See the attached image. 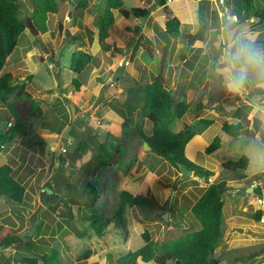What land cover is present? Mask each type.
<instances>
[{"label": "rangeland", "instance_id": "374dc122", "mask_svg": "<svg viewBox=\"0 0 264 264\" xmlns=\"http://www.w3.org/2000/svg\"><path fill=\"white\" fill-rule=\"evenodd\" d=\"M74 1H61L59 13L48 16V32L45 35H34L27 28L2 72L12 73L15 76L13 84L18 86L24 83V78L33 76L26 89L35 99L42 101L45 117L42 120L34 117L25 99L10 97L8 103H0V130L6 129L9 122L25 124L24 135L17 137L12 146L0 154V165H11L27 190L24 205L0 197V228H11L19 237L39 222L27 240L19 239L10 247H0V264H20L24 257L50 255L54 250L59 251V264H157L155 261L144 263L130 256L145 245L143 234L149 233L158 245H163L197 229L199 225L191 208L205 188L219 181L227 182L228 190L223 195V234L214 256L220 259V264H264V114L263 122L253 116L246 117V131L237 140L225 135L221 127L226 123L227 113L222 112L225 106L228 110L237 101L242 104L245 97L248 98V93L242 91L249 85L255 87L260 84L253 95L264 93V70H248L246 67L252 63L248 52L250 42L264 40V23H255L252 28L255 31L247 29L243 34L240 32L234 36L233 43L236 45H233L234 52L228 57L234 59L236 68L241 66L246 70L223 76L232 84L230 94L228 87L220 89L217 86L215 89L212 86L217 78L213 75L214 70L210 69L211 78L200 99H214L202 116L215 123L200 132L188 152L193 159L191 161L217 175L210 180L192 175L187 181L181 178L179 169L151 150H144L145 142L140 131L143 127L144 133L149 134L152 124L139 118V110L143 104L144 87L156 76H162L163 72L165 77L167 75L166 79L163 78L164 84L172 91L176 103L189 100L188 96L193 100L191 110L183 119L174 122L172 130L177 132L186 124H198L194 113L197 97L187 92L191 89L188 86V70L182 76L181 87L176 89L172 83L173 71L181 69L179 57L187 53L190 39L169 36V47L158 49L168 57L163 65L166 68L161 72L162 66L154 64L149 56L158 45L153 40L147 39L130 48L138 28L133 25L131 9L144 6L140 4L142 0H124V8L116 13L112 29V33L123 42L125 52L124 58L117 61L105 54L98 44L96 24L103 0H92L87 9L74 11L71 37L67 38L66 23ZM94 3L101 6L96 8ZM219 5L221 7L223 2L220 1ZM19 6L21 18L28 21L32 11L28 0H19ZM196 9L195 5L199 20V8ZM163 30L162 27L163 35H167ZM212 34L220 42L223 41V30L219 29L217 34L212 31ZM126 35L130 36L126 38ZM223 48V44L218 48L220 63L226 57ZM78 50L94 56L80 76L86 82L82 94L75 93L72 81L78 75L70 70L71 57ZM124 60H127V67L123 66ZM142 64L145 71H142ZM129 65L141 75L128 71ZM224 65H220L221 68ZM190 66L191 63L185 64L184 68ZM201 69L204 70V65ZM205 77V73H198L194 81L201 84ZM233 80L237 83L234 84ZM220 101L223 103L215 106ZM263 102L260 103L264 105ZM72 106L75 107V115ZM213 109L217 115L211 113ZM63 110L68 115L66 118L62 116ZM126 119L130 122L123 127L122 120ZM69 129L71 136L70 132L67 136ZM52 130L61 132L53 135ZM88 131L93 138L89 137ZM119 132L121 136L114 138ZM217 136L222 138L221 149L207 155L205 148ZM80 139L88 143V151H70L75 141L76 147L81 143ZM100 144L112 150L111 164L102 177V189L96 196L88 197L83 191L87 182L99 174L93 157ZM243 155L250 160L247 170L233 172L223 169L224 163ZM175 183H178L176 190L173 189ZM47 186L53 187L56 193L44 195ZM249 188L254 190L249 191ZM122 191L151 199L153 208L125 207L120 211L119 194ZM45 198L52 200L45 204ZM94 212L101 222L114 220L103 237H99L90 226ZM118 212L122 214L119 227L115 224ZM126 257L128 259L123 262ZM38 264L44 263L40 261ZM168 264L174 263L170 261Z\"/></svg>", "mask_w": 264, "mask_h": 264}, {"label": "trees", "instance_id": "16d2710c", "mask_svg": "<svg viewBox=\"0 0 264 264\" xmlns=\"http://www.w3.org/2000/svg\"><path fill=\"white\" fill-rule=\"evenodd\" d=\"M63 0H28L31 6V14L29 20H23L20 16L19 0H0V103H8L10 97L14 99H25L30 105V109L34 117L42 120L45 117V112L42 109V101L35 99L26 89L27 83H31L33 76L24 78L23 84L14 85L15 76L12 73L2 74L9 58L16 50L21 37L25 34L30 21L34 28L45 35L48 32V16L56 15L60 10V2ZM92 0H75L76 9L85 10L91 6ZM100 16L96 27L98 29V44L102 51L121 61L124 58L123 44L119 38L112 33L115 26V12L124 8V0H103ZM167 4L166 0H162L159 6ZM96 8L101 6L100 3L93 4ZM131 13L134 18L144 20L149 17V9L133 8ZM200 19L203 16L199 11ZM231 15H237L239 23H243L250 18H255L257 21L264 23V0H234V8L230 11ZM216 17L217 12H215ZM74 23V13H73ZM180 20L177 17H169L164 22V31L169 36H176L180 31ZM221 29V27H220ZM232 29V28H230ZM166 35V36H167ZM204 32L202 28L193 36L194 42L203 41ZM192 37V36H191ZM137 46V45H136ZM249 55L251 53L264 54V40L252 41L248 48ZM251 56V55H250ZM94 60V56L83 51H76L70 62V70L77 74L78 77L72 81V86L76 94H82L86 88V82L80 76L87 70L88 66ZM248 70H264V57L261 65L250 63L246 65ZM241 68V67H238ZM143 104L139 110V118L144 121H149L152 124V129L149 134L144 133L143 127L140 131L143 142L148 143L151 151L158 157L170 163L176 169L179 166L193 172L195 176L205 178L207 180L216 177L214 171L191 161L189 157V149L202 130H206L214 124V120L201 118L206 106L199 100L194 108V113L199 118L198 124L185 125L180 132H174L172 125L175 121L185 117L191 110V103L186 100L175 102L174 95L164 84L162 76H157L151 82L146 84L142 93ZM248 101L252 102L248 96ZM251 109L252 106H249ZM63 118L68 115L65 110L62 114ZM130 120H122V126L126 127ZM245 120L231 124L226 122L222 127V132L232 139H239L246 131ZM25 124L17 122L13 127H5L0 130V154L5 152L12 146V143L17 137L24 135ZM62 130V129H61ZM60 130V132H61ZM52 133L59 134L57 130H52ZM70 132V136H71ZM91 137V131H88ZM120 132L114 135V138H119ZM93 138V137H91ZM222 147V138L215 137L212 143L205 148L207 155H212ZM89 145L86 141L81 142L74 152L85 153L88 151ZM68 153V152H67ZM112 150L105 144H100L93 157V161L99 168V174L89 180L84 188V195L94 197L102 189L101 180L104 174L110 167ZM250 160L243 155L234 161H227L223 164V169L228 171L247 170ZM189 181V179H186ZM64 185V184H63ZM178 183H175L173 189L176 190ZM49 190L56 193L53 187L47 186L44 195H49ZM228 190V184L224 181L212 182L205 188L191 208V213L198 222L199 227L190 233H186L179 238L172 239L158 245L149 233L145 232L143 238L145 245L135 252L131 253L134 260L141 259L144 263L155 261L157 264H168L173 261L174 264H220V259L214 256L215 250L219 245L222 237V219L224 212L223 195ZM64 190L62 191V193ZM260 193V192H259ZM27 190L23 182L16 176L15 169L9 165H0V197L15 204L25 203ZM54 196V194H53ZM120 206L123 208H141L143 210L153 208L154 202L141 195H132L130 192L122 191L119 194ZM52 199L47 198V202ZM121 212L116 216L115 224L119 227L122 219ZM260 213L257 218L259 219ZM114 220H106L101 222L96 212L90 219V226L95 230L99 237H103L107 229L112 225ZM86 236V235H84ZM14 231L11 228H0V247H10L18 240ZM125 262L128 257L124 258ZM42 261L44 264H59V251L54 250L50 255L22 258L20 264H38ZM13 264V263H11Z\"/></svg>", "mask_w": 264, "mask_h": 264}, {"label": "crops", "instance_id": "0c3cea01", "mask_svg": "<svg viewBox=\"0 0 264 264\" xmlns=\"http://www.w3.org/2000/svg\"><path fill=\"white\" fill-rule=\"evenodd\" d=\"M220 1L223 2V5L221 7L219 5ZM154 2L155 0H142L140 4L144 7L143 8L139 7V8L150 10V8L154 5ZM197 2H199V11L202 12L201 14L203 16V27H201L202 20L201 19L198 20L196 17V13H195V5L197 4ZM134 8H137V7H134ZM223 8L227 9L229 13L234 8V0H169L167 1L166 5L158 6L153 11L150 10L149 17L147 18L146 21L145 19L140 20L136 18H134L133 20V25L135 28L137 27L139 28L140 25L143 23V25H141L140 27L141 28L140 36L137 38L135 44H141L143 41H146L147 39L153 40L155 42V45L158 44L156 46V49L150 52L149 56L154 64L159 63L162 66L161 72L165 70L164 68H166L163 65L165 64L164 62L168 61V57L164 56L163 53H161L158 49L169 47V42L171 41L170 37L168 38V36L163 35L161 28L163 27L164 29L163 24L165 21H167L169 17H177L180 20V23H181L180 31L176 36H179L180 38L188 37L190 39L189 41L190 45L189 47L186 48L187 53H183L179 57L181 69L178 68L177 70L173 71V74H172L173 82L172 83L176 89L181 87L182 76L186 74L185 70H188V73L190 76L188 80L189 81L188 86H191V89L187 90V92L190 91L192 93V96L197 97L196 100H194L195 102H198L199 100H201L200 97L204 96L203 95L204 89L207 86V82L211 78L210 69L214 70L215 74L213 75H215V77L217 78V80L214 81L216 82V84L212 86L215 89L217 86H219L220 89H224L228 87V93L230 94L229 91L232 87V84L227 82L226 79L223 78V76L227 74L232 75L234 71L242 73L246 70V68H243L241 66H240L241 68H236L234 59L230 56L228 57V55L234 52L233 45L234 46L236 45L233 43L234 36L240 32L243 34L247 29L253 30L252 28L255 25V23H261L257 21L255 18H250L243 23L238 22L236 24H230V28L232 29H230L228 33V46H227V44H225L224 42V36H223V41L220 42V40L217 38H214L213 37L214 34H212V31H215V34H217L220 27H221V30H223L224 28L223 16H222ZM118 12L119 10L115 12V18H116V13ZM215 12H217V15H218L217 17L215 15ZM238 25H241L242 27L239 28ZM200 28H202L204 32L203 41L194 42L193 36H195L198 33ZM128 34H131V33L128 32ZM128 36L130 35H126V38H128ZM222 44L224 46L223 48L224 53L226 52L225 53L226 57L225 58L223 57L224 60L222 61V63H220L219 61L220 58L218 57V48ZM130 48H133V47H130ZM149 48L152 49L151 47ZM190 63H191L190 68H186V67L184 68L185 64L188 65ZM202 65H204L203 71L201 69ZM220 65H224L225 67L221 68ZM144 66L142 64V71H145ZM131 67L132 65H129L128 71L130 72L133 71L137 73L139 76L141 75V73L133 70ZM202 72L206 74L204 81L201 84L196 83L194 81V79L196 78V75ZM162 77L166 79L167 75L165 77V74L162 72ZM241 77H244V76L241 74ZM241 83H243V81ZM259 85L260 84H258L255 87H252L251 85H249V88L245 89L242 92L248 93V96L251 97L252 102L260 103L264 100L263 98L264 93L258 92V93H254V95L252 94L255 91V88L260 87ZM209 91H211V89ZM209 94L212 95V92H210ZM188 98L189 100H187V102L193 103V100L192 99L190 100V96H188ZM245 98L246 99L243 101L242 104H236L235 102V105L230 106L228 110H226L228 106H225V109L222 112L227 113L226 122L235 124V123L240 122V120H245L246 117L248 116L256 117L260 119L261 122H263L262 118H263L264 111L254 106L252 102L248 101L247 97ZM201 101L206 106V109L204 110L206 111V110H209L207 109V106H209V102H213L214 99L212 100L202 99ZM222 103L223 102L221 101L217 102L215 106H219ZM249 106H252V108L250 109ZM211 113L217 115L214 109L211 110ZM201 118H203V116ZM223 125L221 127H223ZM177 132H180V130H177ZM51 134L56 135V133H52V132ZM262 173H264V169Z\"/></svg>", "mask_w": 264, "mask_h": 264}, {"label": "water", "instance_id": "95a60500", "mask_svg": "<svg viewBox=\"0 0 264 264\" xmlns=\"http://www.w3.org/2000/svg\"><path fill=\"white\" fill-rule=\"evenodd\" d=\"M162 0H155L154 2V5L150 8L151 11L155 10L161 3ZM166 1H169V0H166ZM196 8L198 9L199 8V2H197L196 4ZM76 10V6H72L71 7V11L69 13V21H67L66 23V36L67 38H70L71 37V31H70V28L73 26V13L74 11ZM147 20V17H145V21ZM223 36H224V42L225 44L228 43V33L230 31V20H229V17H228V14L226 12H224V16H223ZM28 29L34 34V35H41V32L36 30L34 28V26L32 25V23L29 21L28 22ZM140 34V28H137L135 33H134V36H133V39H132V42H131V47L134 46V44L136 43V39L137 37L139 36ZM148 44H151L150 40H148ZM123 66H126V60L123 61ZM121 73V72H119ZM56 78L57 80H59V75L56 74ZM239 86L242 88V84L240 83ZM252 104L258 108H260L261 110L264 111V105L260 104L259 102H252ZM72 110H73V114L75 115V107L72 106ZM71 129H69L67 131V136L69 135V132H70ZM82 139L79 140V142H81ZM77 145V142L75 141L71 148H70V151H74L75 147ZM144 150L145 151H150L151 150V147L148 145V143H144ZM179 171L181 172L182 174V179H187L189 177H191L193 175V172L187 170L186 168L182 167V166H179ZM249 191H253L254 188H249L248 189ZM53 191L49 190V194H52ZM44 203L47 204V198L44 199ZM165 219H167L166 217H164ZM39 222L37 221L35 224V226L38 224ZM35 226H33V228L31 230H27L23 233H21L18 237L17 240H27V238H29L30 236H32L33 234V231L35 230ZM241 232H243V230H240Z\"/></svg>", "mask_w": 264, "mask_h": 264}, {"label": "clouds", "instance_id": "9594fccd", "mask_svg": "<svg viewBox=\"0 0 264 264\" xmlns=\"http://www.w3.org/2000/svg\"><path fill=\"white\" fill-rule=\"evenodd\" d=\"M224 9V8H223ZM225 11L223 10V13ZM229 14L231 15V13L229 12ZM224 16V15H223ZM237 16V15H236ZM239 22V21H238ZM231 24V23H230ZM251 57H252V62L255 63L256 65H261V61H262V57H264V54H261V53H251L250 54ZM130 64V63H129ZM126 65H127V60H126ZM233 83H237V81L233 80ZM67 151V150H66Z\"/></svg>", "mask_w": 264, "mask_h": 264}, {"label": "built area", "instance_id": "2783aa9c", "mask_svg": "<svg viewBox=\"0 0 264 264\" xmlns=\"http://www.w3.org/2000/svg\"><path fill=\"white\" fill-rule=\"evenodd\" d=\"M223 10L228 14V17H229V20H230V23H231V24H236V23H238L239 19H238V17H237L236 15H230V14L228 13V10H227V9H223ZM223 15H224V13H223ZM236 104H240V102L237 101ZM13 125H14L13 122H9V124H8V128H9V127H13ZM65 151H66V150H65Z\"/></svg>", "mask_w": 264, "mask_h": 264}, {"label": "flooded vegetation", "instance_id": "af4514ba", "mask_svg": "<svg viewBox=\"0 0 264 264\" xmlns=\"http://www.w3.org/2000/svg\"><path fill=\"white\" fill-rule=\"evenodd\" d=\"M139 36H140V34H139ZM139 36H138V37H139ZM136 40H137V39H136Z\"/></svg>", "mask_w": 264, "mask_h": 264}]
</instances>
